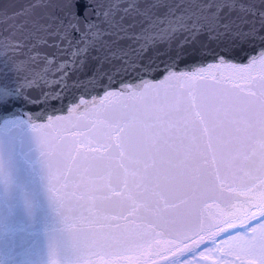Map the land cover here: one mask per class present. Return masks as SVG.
Returning <instances> with one entry per match:
<instances>
[{
  "label": "snow or ice",
  "instance_id": "6c2138e0",
  "mask_svg": "<svg viewBox=\"0 0 264 264\" xmlns=\"http://www.w3.org/2000/svg\"><path fill=\"white\" fill-rule=\"evenodd\" d=\"M0 24L79 264H264V0H0Z\"/></svg>",
  "mask_w": 264,
  "mask_h": 264
},
{
  "label": "water",
  "instance_id": "95a60500",
  "mask_svg": "<svg viewBox=\"0 0 264 264\" xmlns=\"http://www.w3.org/2000/svg\"><path fill=\"white\" fill-rule=\"evenodd\" d=\"M9 2L20 7L31 0ZM2 29L0 24V34ZM0 85L8 97L24 101L0 109V264H79L80 250L51 191V170L36 128L48 114L34 109L13 76L6 74ZM78 212L87 215L88 209Z\"/></svg>",
  "mask_w": 264,
  "mask_h": 264
}]
</instances>
